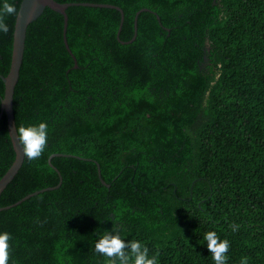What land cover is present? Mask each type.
Segmentation results:
<instances>
[{
  "label": "trees",
  "instance_id": "obj_1",
  "mask_svg": "<svg viewBox=\"0 0 264 264\" xmlns=\"http://www.w3.org/2000/svg\"><path fill=\"white\" fill-rule=\"evenodd\" d=\"M55 1L124 20L118 41L117 11L66 9L76 69L62 16L27 27L15 126L48 135L0 195L8 264H109L94 247L105 230L157 264H215L207 231L229 241L225 264H264V0ZM17 12L2 17L1 76ZM14 157L2 116L0 178Z\"/></svg>",
  "mask_w": 264,
  "mask_h": 264
},
{
  "label": "water",
  "instance_id": "obj_2",
  "mask_svg": "<svg viewBox=\"0 0 264 264\" xmlns=\"http://www.w3.org/2000/svg\"><path fill=\"white\" fill-rule=\"evenodd\" d=\"M73 6L91 7V8H95V7L107 8V9H112V10L117 11L120 14V23H119V28L117 31V40L119 41V34L122 28L124 16H123L122 10L116 6L107 5V4H89V3H58L55 0H22L21 1L16 18H15L9 71L6 76L0 75V79L4 86L3 97L1 98V101H0V118L2 116H5L6 118L8 137L10 139L12 149L15 155L11 166L8 168L5 174L0 178V195L5 190V188L12 182V180L14 179V177L16 176V174L22 167V164L25 158V155L23 154L19 146V143L16 139V126H15V120H14V114H13V95H14V88L19 78V71L21 68L22 60H23L27 27L33 21H35L43 13V11L46 8L62 16L63 17V43H64V46L67 52L73 59L74 64H75L74 68L76 69L77 64H76L75 57L72 55L67 45V41H66L67 15L65 11L67 8L73 7ZM144 11H147V10L141 9L140 11L136 13V16L134 18L133 38L128 42H120L121 44H130L135 40L136 33H137V17L141 12H144ZM53 157H55V155H52L49 158L48 162H50V159ZM88 161H92V160L88 159ZM93 162L97 166L98 176L100 177L99 165L95 161ZM101 183L106 186L105 182H103L102 180H101ZM47 190L48 189L29 194L26 197H24L21 201L16 203L15 205L35 195L43 193L44 191H47ZM9 208L10 207L0 208V212L3 210H7Z\"/></svg>",
  "mask_w": 264,
  "mask_h": 264
},
{
  "label": "clouds",
  "instance_id": "obj_3",
  "mask_svg": "<svg viewBox=\"0 0 264 264\" xmlns=\"http://www.w3.org/2000/svg\"><path fill=\"white\" fill-rule=\"evenodd\" d=\"M17 9L9 0H0V32H7L8 25L4 23V15H15ZM48 125L40 122L34 125L21 124L16 129V139L25 156L29 159L38 158L45 149L47 143ZM235 229V225H233ZM10 234L0 232V264H8L9 261ZM206 248L212 253L215 264H225L230 243L227 239H220L215 231H207L204 234ZM95 250L106 257L113 258L109 264H157L156 256L149 257L148 248L138 240H124L118 231L105 230L95 239ZM130 254L129 255V251ZM243 264V262H242Z\"/></svg>",
  "mask_w": 264,
  "mask_h": 264
}]
</instances>
